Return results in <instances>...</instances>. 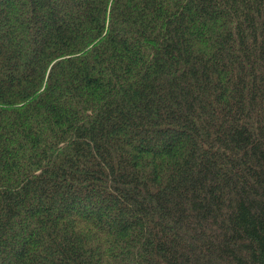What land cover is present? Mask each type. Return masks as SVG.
<instances>
[{
    "label": "trees",
    "instance_id": "obj_1",
    "mask_svg": "<svg viewBox=\"0 0 264 264\" xmlns=\"http://www.w3.org/2000/svg\"><path fill=\"white\" fill-rule=\"evenodd\" d=\"M0 264H264V0H0Z\"/></svg>",
    "mask_w": 264,
    "mask_h": 264
}]
</instances>
